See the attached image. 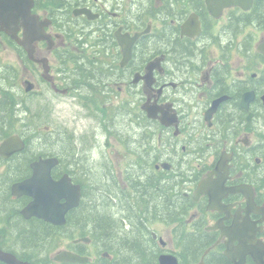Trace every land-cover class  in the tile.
<instances>
[{
	"label": "flooded vegetation",
	"instance_id": "flooded-vegetation-1",
	"mask_svg": "<svg viewBox=\"0 0 264 264\" xmlns=\"http://www.w3.org/2000/svg\"><path fill=\"white\" fill-rule=\"evenodd\" d=\"M252 10L227 8L215 18L206 0H0V29L3 19L17 21L16 35L24 40L26 25L33 22L34 34L47 36L32 43L30 57L16 38L0 30V49L18 54L19 68L25 70L0 67V118L7 117L0 134L11 132V115L28 113L24 99L47 92L75 102L87 116L100 117L89 147L81 134L47 131L45 145L52 156L57 152L51 149L61 148L66 159L64 174L55 175L60 166L53 169L55 180L69 174L78 184L77 177L93 175L89 151L105 140L114 138L124 151L118 160L94 164L100 177L91 186L79 185L80 205L69 210L64 225H54L24 217L33 199L12 194L13 184L29 179L32 163L42 158L41 151L31 155L23 136L27 145L21 152L9 161L0 157L16 179L0 182L6 224L0 227V248L35 264L38 243L53 244L56 229L62 232L57 243H67L61 250L89 256L82 239L94 233L79 230L87 227L86 215L93 211L112 232L95 230L89 246L96 243L102 255L86 264H124L123 241L143 246L145 264H160L162 256L178 264H264V54L258 49L264 28L247 24ZM192 15L200 32L184 34ZM138 33L124 62L119 39ZM251 92L254 99L246 109L242 101ZM222 157L228 173L219 174ZM144 181L154 188L139 184ZM201 186L216 190L200 193ZM238 187L243 192L233 191ZM40 258L48 262L43 253ZM53 258L51 264H57Z\"/></svg>",
	"mask_w": 264,
	"mask_h": 264
},
{
	"label": "water",
	"instance_id": "water-1",
	"mask_svg": "<svg viewBox=\"0 0 264 264\" xmlns=\"http://www.w3.org/2000/svg\"><path fill=\"white\" fill-rule=\"evenodd\" d=\"M254 0H206V4L210 14L218 18L224 9L226 8H234L239 7L244 11H249L253 6ZM25 7H22L23 13L26 12L28 19L31 20L29 13L30 10H24ZM15 24H12L9 21H5L3 19L2 24L4 25L0 30H5L11 34L14 38L16 36V24L17 21H12ZM37 24H39L36 21ZM5 23L7 26H5ZM27 32L25 34L24 40H19L20 44H22L28 53L32 54V43L35 40H42L47 38L44 34H34V23L30 22L29 25H26ZM200 24L198 19L195 15H192L187 23L184 26L183 33H187L191 30L193 33L198 34L200 32ZM6 27V28H5ZM198 27V29H197ZM148 32V31H146ZM142 35V33L136 34L133 38H120V44L123 46V53H124V62L128 61L131 57L132 47L138 38ZM259 51L264 54V44L261 45ZM46 72L48 68L46 67ZM30 90V89H29ZM254 99V93H248L245 95L242 106L246 109H249L250 102ZM220 101H216L214 108L210 113L216 110V106ZM208 114V118L209 115ZM154 117L153 115H150ZM249 117L248 119H250ZM25 148V144L22 142L20 137L12 136L7 138L0 144V156L2 158L8 159L13 154L17 152H21ZM59 164V160L57 158L51 159H41L38 162L32 164L33 175L30 179L15 184L13 186L12 192L14 196L21 197V196H29L33 199V202L29 205V207L23 211V215L26 218L30 217H38L42 218L45 221L52 223L54 225H64L66 222V214L69 210L78 207L81 199V188L79 185H74L72 183V179L69 175H64L60 180L55 181L52 178V170ZM217 172L220 174L221 172L228 173V160L226 158L221 159L218 164ZM224 189V188H223ZM244 188L238 187L234 188L233 191H242ZM216 190L213 187L209 186H201L199 191L200 193H209ZM64 200L65 203H61ZM84 242H90L89 238L82 239ZM78 242V241H76ZM55 261L61 263H80L86 264L89 262L88 257H83L78 254L69 252V251H62L56 255L54 258ZM0 262L5 264H28L19 261L15 256L9 253H5L0 250ZM160 264H178L176 259L171 256H162L160 258Z\"/></svg>",
	"mask_w": 264,
	"mask_h": 264
},
{
	"label": "rangeland",
	"instance_id": "rangeland-1",
	"mask_svg": "<svg viewBox=\"0 0 264 264\" xmlns=\"http://www.w3.org/2000/svg\"><path fill=\"white\" fill-rule=\"evenodd\" d=\"M264 35V31L259 33V36ZM1 48V47H0ZM14 51L8 50L6 51L3 46L2 49H0V67L6 66V65H12L14 67L19 68V65L17 63L18 58ZM21 72H25L24 67L21 66L19 68ZM23 88V87H22ZM22 98H29L28 96L21 95ZM32 98V97H31ZM25 101L22 103L23 107L26 108V111L28 112V116L24 113L22 117H26V120H23L21 118H16V122L10 127V131L12 134H23L29 141H32V145H30V150L33 152L35 151H42L44 149L49 148L45 145L46 141L45 139H36V137H39V134L41 137H43L49 129H52L53 131H63L67 130L71 133H76L77 135L81 134L82 136H85L84 139L86 140V146L89 147L93 144L92 138H94L95 133L100 127L99 124V118L87 116L84 114L80 107L75 102L69 101L68 99H63L61 97L53 98L49 93H45L44 97H38L34 96L32 99H24ZM13 119V116L11 115V118ZM31 130H29V128ZM24 130V131H23ZM23 131V132H22ZM40 132V133H39ZM48 138V135H46ZM56 150L57 154L63 155L64 150L61 148H55L51 149V151ZM89 149H87L88 151ZM50 151V150H49ZM92 151V152H91ZM74 153H78L80 155V151H75ZM124 151L123 148L116 142L114 138H111V140L103 141L101 143V147L92 149L89 151V159L90 161V171L93 172L90 174L91 177L94 178V182L98 180V177L96 175H100L101 170L99 169L98 163H102V161L106 160H118L119 155H123ZM81 156V155H80ZM1 164V163H0ZM92 164V165H91ZM79 168V167H78ZM4 167L0 168V176L3 175ZM97 216V214H96ZM0 227L4 229L3 225L0 223ZM86 227L79 230L85 231L86 233L93 231V226L90 225L89 229H85ZM5 231V230H4ZM75 231V230H74ZM73 231V232H74ZM156 231L160 232L159 235H164L161 231H159V227L156 226ZM77 231H75L76 233ZM73 238V237H72ZM71 238V239H72ZM59 242V239L57 240ZM62 242V241H60ZM67 243L62 242L57 247L50 250V253L47 249V247H42L40 252H43L45 257L47 256V263L51 264L52 261L50 259V256L54 251H60L61 249L66 248ZM53 246V245H52ZM59 248V249H58ZM91 253L89 256L92 260L94 258H99V256L102 255V253H99V247L95 243L93 245L89 246ZM58 249V250H57ZM105 253V251L103 252ZM54 255V254H53ZM44 264V263H40Z\"/></svg>",
	"mask_w": 264,
	"mask_h": 264
},
{
	"label": "trees",
	"instance_id": "trees-1",
	"mask_svg": "<svg viewBox=\"0 0 264 264\" xmlns=\"http://www.w3.org/2000/svg\"><path fill=\"white\" fill-rule=\"evenodd\" d=\"M252 22H256L257 24L260 23V25H262L261 27L264 28V0H255V5H254V8H253L252 12L250 13V15H247V24H251ZM10 118H11V116H10ZM3 120H7L6 115H4L3 117L0 118V125H2L1 127H4L5 126V125H3V123H4ZM9 135H11V132L10 133H2V134H0V140H2L3 138H5V137H7ZM46 135L47 134H45L42 137V139H45V141H47V139H48ZM29 149H30V145H29ZM61 154L62 153H60V155H58V154H56V155H58L60 157L62 169H60V167H59V171H56L55 172V175H58L59 173H61V174H64L65 173V170H63V168H64V162L66 161V159H65L64 155H61ZM31 155H32V153H31ZM38 156H42V157H52V154L46 148V149L42 150L40 152V154H38ZM38 156L32 157L31 160H33L35 158L37 159ZM7 164H9V163H7ZM75 164H77L78 167H79V164L77 163V161H76ZM4 166H5L6 170H7L5 173H7L9 171V166L8 165H4ZM10 166H11V168H13L15 166V163L14 162L11 163ZM10 172H14V171H10ZM66 173H68V171H66ZM85 175L87 177L86 176H84V177H82V176L81 177H77L76 182H78L80 184L86 183L87 186H89V185L91 186L92 184H95L96 183V181L94 182V178L91 177V175L89 173H86ZM3 178H4V174H3ZM13 180L15 181L16 179L12 178L7 173L6 176H5V178L2 179L1 182L2 183H4L5 181L6 182H10V181H13ZM142 183H144L143 185H145V183H146V187L149 184L152 185V183L150 181H147V182L144 181V182H141L139 184H142ZM142 187L143 186L141 185V187L139 188L140 192H143V188ZM152 187L154 188L153 185H152ZM3 188L4 189H9L8 187H5V186H3ZM0 189H1V186H0ZM88 189H89V187H87V190ZM166 191H171V190H169L168 188H166ZM1 210H2V208H1ZM1 214H2V211H0V215ZM86 216H87V220H86V226L87 227H86V229L91 230L89 228V226L92 225L93 226V231L92 232L94 233V237H96L95 230L97 232V231H100V229H105V231H104L105 233L107 232L108 234H111L112 230H111L110 223H108V222H103L102 223V221H100V218H98V216H96L95 212H93V211L89 212L88 211V213H87ZM72 231H73V229H72ZM53 233H54V236H56L55 243H54L53 246L52 245L51 246H46L45 244L40 245V243H38L39 246H37V248L35 250L39 252L42 249V247H47V248H49V252H50V250H52L53 248L57 247L58 246L57 245L58 236L60 234H62V232L54 229V232ZM119 244H120V246H122L123 251H125V253L128 254V256H126V258H124L125 259L124 260V262H125L124 264H145L148 261L147 260L146 250L143 248V246L140 243L137 242V243H133L131 245H128V244H126L125 241H123V242H119ZM106 247L107 248H110L109 247V244L106 245ZM81 254L82 255H85V254H87V251H85V249L84 250H81ZM41 262H43V261H41L38 258V262L36 261L35 264H40ZM0 264H3V263H0ZM99 264H112V263L109 262V261H107V260H104V261H101Z\"/></svg>",
	"mask_w": 264,
	"mask_h": 264
},
{
	"label": "bare ground",
	"instance_id": "bare-ground-1",
	"mask_svg": "<svg viewBox=\"0 0 264 264\" xmlns=\"http://www.w3.org/2000/svg\"><path fill=\"white\" fill-rule=\"evenodd\" d=\"M258 22V21H257ZM141 221H143V220H141ZM137 225V224H136ZM138 228H139V226H138ZM146 239V238H145Z\"/></svg>",
	"mask_w": 264,
	"mask_h": 264
}]
</instances>
